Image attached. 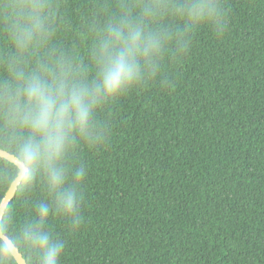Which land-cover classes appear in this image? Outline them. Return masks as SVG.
I'll use <instances>...</instances> for the list:
<instances>
[{"label":"trees","instance_id":"1","mask_svg":"<svg viewBox=\"0 0 264 264\" xmlns=\"http://www.w3.org/2000/svg\"><path fill=\"white\" fill-rule=\"evenodd\" d=\"M134 2L50 0L58 45L87 62L91 27ZM222 3L225 35L196 29L161 76L106 106L105 143L77 149L85 220L54 224L64 264H264V0ZM38 196L16 194L14 227Z\"/></svg>","mask_w":264,"mask_h":264},{"label":"clouds","instance_id":"2","mask_svg":"<svg viewBox=\"0 0 264 264\" xmlns=\"http://www.w3.org/2000/svg\"><path fill=\"white\" fill-rule=\"evenodd\" d=\"M227 15L222 0H135L91 27L85 62L58 45L50 0H0V184L39 193L15 227L14 208L0 202V264H64L54 224L85 220L77 149L103 145L106 106L161 76L199 27L223 37Z\"/></svg>","mask_w":264,"mask_h":264},{"label":"water","instance_id":"3","mask_svg":"<svg viewBox=\"0 0 264 264\" xmlns=\"http://www.w3.org/2000/svg\"><path fill=\"white\" fill-rule=\"evenodd\" d=\"M17 192L15 191V189L13 190H8L5 197L3 198L2 202L4 203H9V205L11 204V202L14 200V198L16 197Z\"/></svg>","mask_w":264,"mask_h":264}]
</instances>
